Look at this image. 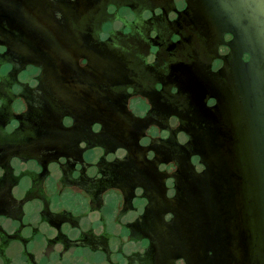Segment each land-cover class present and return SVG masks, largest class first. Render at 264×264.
<instances>
[{"label": "water", "instance_id": "95a60500", "mask_svg": "<svg viewBox=\"0 0 264 264\" xmlns=\"http://www.w3.org/2000/svg\"><path fill=\"white\" fill-rule=\"evenodd\" d=\"M0 264H264V0H0Z\"/></svg>", "mask_w": 264, "mask_h": 264}]
</instances>
